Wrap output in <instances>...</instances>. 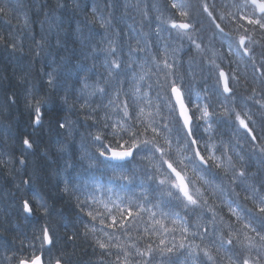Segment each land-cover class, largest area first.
<instances>
[{"label":"trees","instance_id":"trees-1","mask_svg":"<svg viewBox=\"0 0 264 264\" xmlns=\"http://www.w3.org/2000/svg\"><path fill=\"white\" fill-rule=\"evenodd\" d=\"M173 2L187 5L191 17L200 21L192 36L195 43L177 38L171 28L172 20L188 19L171 7ZM205 3L215 23L230 34L231 51L213 38L215 26L201 8ZM238 3L244 4L245 0H0V264H17L39 253L45 264L57 260L63 264H143L137 250L148 259L149 248L157 257L153 264H162L160 257L171 255L167 249L174 245L179 248L186 239L188 246L180 249L177 264H197L196 256L203 257L205 250L214 256L207 264H230V257L255 261L264 242L244 228L229 204L243 215L245 206L253 207L250 199H243V189H259L264 183V148L256 142L261 139L252 141L236 119L238 116L244 120L260 138L262 124L254 115L264 120V77L260 75L264 72L260 67L264 64V56L260 55L264 30L239 19L241 15L259 16L251 7H236ZM239 36L249 38L253 46L249 55L235 44ZM109 42L115 55L107 52ZM196 44L204 46L202 56ZM112 60L121 63L123 70L115 68ZM158 62L162 66H157ZM218 65H223L231 76L237 68L240 79L238 83L233 79L239 95L225 101L232 118L202 129L209 151L220 156L222 148L225 153L220 161L223 168L216 171L217 179L206 178V187L201 190L206 194L209 188L218 196L220 201L213 208L202 205L196 213L186 215L183 207H174L166 196H160L155 184L142 178L141 169L147 161L140 156L118 165L129 176L137 173L133 183L114 176L106 167L108 162L93 159L98 157L96 135H106L105 143L117 147L123 141L113 138V129L139 132L152 118L157 119L164 109L162 98L169 100L168 82L174 75L183 88L187 84L193 89V101L200 102L201 111L205 103L212 105L210 112L216 110L208 86L217 80L210 77L209 69L215 72ZM49 75L55 87L49 84ZM215 94L225 99L221 90ZM37 100L44 101V122L40 126L31 119ZM169 104L171 109V101ZM163 115L170 134L159 131L162 122L155 121L159 135L149 130L151 134L146 137L167 150L168 136L172 153L179 151L173 159H181L184 146L176 143V112L170 119L165 112ZM203 119L211 122L216 118ZM60 123L65 126L60 127ZM232 132L241 138L233 137ZM120 135L127 139L131 133L120 131ZM24 139H29L33 147L24 145ZM234 139L235 147L230 149ZM254 145L258 150L252 149ZM200 147L203 149V143ZM203 154L207 156L208 152ZM227 157L231 158V168ZM233 171H245V177L233 184L229 179ZM197 173H188L194 191L199 189V174H204ZM25 199L37 208L31 217L22 208ZM41 202L44 208L39 207ZM129 206L131 217L123 211ZM201 212L208 219L201 217ZM213 214L215 227L225 239L239 241L238 256L226 251L227 244L220 247L218 242H210L214 235L210 222ZM195 215L197 224L209 229L205 234L200 228L203 240L193 236L195 230L184 231L196 225L190 219ZM67 219L72 225L57 233L52 221L62 224ZM42 228L54 234V247L41 243ZM249 242L251 257L245 253ZM101 243L105 247L101 248ZM190 245L195 252L189 255Z\"/></svg>","mask_w":264,"mask_h":264},{"label":"snow or ice","instance_id":"snow-or-ice-1","mask_svg":"<svg viewBox=\"0 0 264 264\" xmlns=\"http://www.w3.org/2000/svg\"><path fill=\"white\" fill-rule=\"evenodd\" d=\"M238 8L243 7H251L254 10H258L260 13L259 17H256L255 14L252 16L241 15L239 16L240 20H246L248 25L258 26L259 29L264 30V0H245L244 4L235 5ZM173 9H177L179 11V15L181 17H188L186 22L177 23L175 20L171 21V28L178 29L180 31L177 32V38L183 39L187 38L192 43H195L192 40L193 33L198 30L200 26V21L198 19H193L190 15V12L186 9L187 5L173 2L171 4ZM203 12L207 13L208 18L213 21L215 26V31L213 32V38L219 39L224 44H226L229 51L232 49V41L230 39V34L226 33L224 29L215 23V17H213L212 12H209L208 5L205 3L201 5ZM223 15H221L220 19L223 20ZM240 27H244V25H240ZM247 31V29H245ZM158 32V29H157ZM240 44H244V38L241 37ZM196 48H199L200 45L196 44ZM245 54H247V49L244 50ZM107 52L111 55H115V49L112 47L111 42H109V47ZM260 55L264 56V49L260 51ZM115 68L121 69V63L112 60L110 61ZM167 63H165V67H167ZM261 68H264V64L260 65ZM211 72V69H209ZM167 76L168 74L165 73ZM260 75L264 77V72H261ZM219 77H225L224 82L221 85ZM49 84L55 87L53 84V80L51 75H49ZM164 85L160 84L162 88ZM183 84L180 83L177 85V81L172 80L168 82V88L170 93L174 94L175 100L172 108L169 110L168 115H172V113L176 112V130L178 133V139H176L177 144H183L184 146V154L181 159H173L169 154L171 149L170 145L172 143V139H169L168 136L165 137V143L169 145V148L166 150L164 146L160 145L158 142L153 140H149L147 138L140 139L139 133L137 131H133L132 128L128 129H113L110 133L113 138H119L123 143H118L117 148H112L110 144H106L105 140L107 136L96 135L95 140V149L98 153V157H93L97 162L107 161L106 167L111 170L112 174L116 176L120 180H127L128 183H133L137 177L136 172H132L129 176L127 172L118 167L122 162L129 161L133 158L134 153L139 155L141 160L147 161L146 164L143 165L141 172L142 178L150 180L153 184L156 185V191L160 194V196H166L169 202L174 207H183L185 209V214L188 212L196 213L200 206L206 205L207 200H205L200 193L199 189H195V196L193 192L189 188L190 181L186 180L183 171L188 166H192L194 171L203 172V173H216L218 169L223 168V164L220 162L225 158V153L223 149H220V156H215L208 149V140L205 139L202 129L206 130L210 128L212 124L219 122L221 119H231L232 112L230 109L225 107V101L230 100L233 95H235V90L230 86V78L225 76L223 72L219 73L217 77L216 83L213 85V93H209V99L212 98V95L216 92H219L222 88L223 93H228L229 95L225 97L224 100H218L216 110L209 111V108L212 107L211 104L205 103L202 111L201 104L199 101L194 102L190 93H185L182 91ZM204 91H208L207 88ZM172 100L171 95L169 96V101ZM42 103L44 101L37 100L36 104L32 108L31 119L32 123L36 126L42 125L44 122V111L42 108ZM178 106V107H177ZM190 109H194L190 111ZM127 111L125 112V116H127ZM213 116L216 119H213L211 122L205 121L204 117ZM236 119L239 120V124L242 126L244 130V134L251 138L252 141L257 139V136L254 134V130L249 127V125L242 119H239L236 116ZM161 127L159 131H163L164 133L170 134L169 124L164 122V117H161ZM262 131H264V120L261 121ZM60 127H64L63 123H60ZM106 127H108L106 125ZM151 127V130L154 134L159 135L158 129L152 125H146V128ZM120 131L130 132L131 135L125 139L124 136L120 135ZM198 133H200L198 135ZM203 143V149L200 147V144ZM23 144L28 148H32L33 144L29 139H24ZM139 149V152L137 151ZM264 151V149H261ZM204 152H208L206 156L203 154ZM187 153H191L188 155ZM187 161V164H185ZM228 167L231 168V158L227 157ZM226 171V170H225ZM245 177V171L235 172L231 177H229L230 181L235 184L238 178ZM222 191V190H221ZM235 192V189H232ZM245 200H251L253 207L248 208L245 206L243 209V215L240 212H237L235 209L231 208V204H229L230 210L233 212V215L236 216L238 221H241L244 225V228L249 229L251 232L255 233L261 242H264V183H261L260 188L257 189L254 186L245 187L243 189ZM147 195L146 193L144 194ZM239 195V193H236ZM40 208H44L43 203L39 205ZM22 208L29 215L35 214L37 208L31 203L30 200L25 199L22 203ZM119 210V209H118ZM47 211V209H45ZM124 212L131 217L132 208L129 206L128 208L123 209ZM89 216L92 215L91 212L88 213ZM154 216L155 213H152ZM213 225L212 232L214 235L210 237V242L214 245L218 242L220 247H223L227 244L229 247L226 251H231L233 256H238L239 252L237 249V244L239 241H235L233 239H225L223 233L220 229L215 227V214H213L212 220L210 221ZM112 224L115 226L117 224L116 217H112ZM123 227V225H121ZM195 229L193 232V236H199L202 240L205 238L204 235L200 233V228H203L204 233H208L209 229L203 225H191ZM184 231H188V227L184 228ZM218 233V235H216ZM41 243L43 241H47L49 245L55 246L56 239L54 234L49 235V230L47 228L41 229ZM74 237H69V239H73ZM163 243V241L161 242ZM100 247L103 248L105 245L103 243L100 244ZM184 245H180L177 248L175 245L169 247L167 252L170 253L167 258L160 257L162 264H177L178 257L181 254L180 249H183ZM138 255L141 257L143 264H153V261L157 259L156 256L152 255V249L149 248V258L144 259V253L139 252L137 250ZM189 255L191 252L188 253ZM31 264H41V260L39 257H30ZM197 264H207L212 257L208 254V252L204 251V256L200 257L196 256ZM18 264H29V260L21 259L18 261ZM56 264H60V261L57 260ZM230 264H250L249 260L241 259L236 260L230 257ZM253 264H264V247L262 250L257 252V256Z\"/></svg>","mask_w":264,"mask_h":264},{"label":"bare ground","instance_id":"bare-ground-1","mask_svg":"<svg viewBox=\"0 0 264 264\" xmlns=\"http://www.w3.org/2000/svg\"><path fill=\"white\" fill-rule=\"evenodd\" d=\"M50 0H46V2H49ZM211 32V31H210ZM188 48H186V50H187ZM190 49V48H189ZM164 64V63H163ZM157 66H162V63H160L159 64V62L157 63ZM189 67V65H185V68L186 67ZM191 67V66H190ZM193 68V67H192ZM230 71H227V74H229L230 75ZM216 75V72H214V71H212L211 70V72H210V77H214ZM232 76H233V79H234V81H235V83H238V79H240L239 78V76H238V71H237V68H235L234 69V71H233V74H232ZM238 78V79H237ZM212 79V78H211ZM241 82H240V80H239V84H240ZM215 83H214V80H212V81H210V83H209V86H208V88H209V93H213V85H214ZM232 88L235 90V95H234V97H232L230 100L231 101H233L234 99H236V97L239 95V91H238V85L236 84L234 87L232 86ZM183 90V92H185V93H190L191 94V97H192V99L194 100V96H195V93H194V91H193V89L191 88H189V86L187 87V84H186V87L185 88H183L182 89ZM221 99V97L220 96H218V95H216L215 93L212 95V98H211V100H212V103H213V105H215V106H217V103H218V100H220ZM162 101H163V104H164V109L162 108V110H161V112H159L156 116H157V119L156 118H152V122L150 123V124H152V125H154V122L155 121H157V123L158 124H160L161 123V117L163 116V117H165V115H163L164 114V112H165V114H166V117H168L169 119H170V115H168V112H169V109H170V104H169V100H168V98H162ZM165 110V111H164ZM255 116V119H256V121L257 122H260V121H262V118L259 116V115H257V114H255L254 115ZM164 121L167 123V119H164ZM157 124V125H158ZM151 127H148V128H145V129H142V130H139V138L140 139H145V138H147L146 136H148V135H150L151 134ZM226 133H229V131H226ZM259 135H260V138H257V139H261L260 140V142L258 141V140H256V142H257V146H260V147H262L263 146V142H264V140H263V137H264V131L262 132L261 130H260V132H259ZM232 136L233 137H236V138H241L240 136H238L236 133H234V132H232ZM235 144H236V142H235V139L231 142V145L229 146V148L230 149H233L234 147H235ZM238 145H240V146H243V144L242 143H238ZM255 146V145H254ZM257 146H255L256 148H254V147H252V149L254 150V151H256V150H258V147ZM171 156H172V158H174V157H178L179 156V151L177 150L175 153H172V150L170 151V153H169ZM188 155H191L190 153H187ZM104 162H106V161H104ZM186 164H187V161H186ZM188 172H190V173H192V175L193 176H197L198 175V173H197V171H194V169H193V167L192 166H188L187 168H185ZM201 175V176H200ZM206 178H208V179H211V180H215V179H217V173H204V174H199V181H197V183H198V188H199V190H200V193L202 194V196H203V198L205 199V200H207V204H209L212 208H213V206L218 202V201H220V199L218 200V196L214 193V191H212L211 189H209V188H207V193L206 194H204L201 190H203L205 187H206V185H205V181H206ZM258 185H260V184H258ZM211 213H212V210L210 211ZM200 216L202 217V216H204L205 218H207L208 219V216H207V214H205L204 212H201L200 213ZM190 219L191 220H193V222H195L196 223V225H200L201 223H199V224H197V222H199V219H198V217L195 215V216H192V217H190ZM159 222V221H158ZM56 223V224H55ZM69 223V220L67 219L64 223H59V222H55V220H53L52 221V224H54V226H55V228H56V231H57V233H59L58 231L59 230H61L62 232H63V230L64 229H68L71 225H70V223ZM189 229V231L190 232H193V230H195L193 227H191V228H188ZM62 234V233H61ZM190 234V233H189ZM232 234V233H231ZM191 235V234H190ZM154 236V235H153ZM192 236V235H191ZM185 241H189L188 239H186ZM185 241L183 242V245L184 246H188V244L187 243H185ZM247 257H251V254H248L247 255Z\"/></svg>","mask_w":264,"mask_h":264},{"label":"rangeland","instance_id":"rangeland-1","mask_svg":"<svg viewBox=\"0 0 264 264\" xmlns=\"http://www.w3.org/2000/svg\"><path fill=\"white\" fill-rule=\"evenodd\" d=\"M203 49H204V46H203V45H200L199 53H198L199 56H202V55H203V53H202ZM173 68H174V67H173ZM217 70H218V69H217ZM174 73H175V68H174L173 75H174ZM216 75H217V72H216ZM174 77H175V75H174ZM217 77H218V75H217ZM263 140H264V137H263ZM258 147H260V146H258ZM262 148H264V142H263V146H262ZM251 248H252V246H251V242H249L247 245H245V253H246V255L251 254ZM207 252H208V251H207ZM208 254H209V252H208ZM209 255H210V254H209ZM210 256H211V255H210ZM211 257H212V259L209 260L210 262L213 261V259H214V256H211Z\"/></svg>","mask_w":264,"mask_h":264},{"label":"water","instance_id":"water-1","mask_svg":"<svg viewBox=\"0 0 264 264\" xmlns=\"http://www.w3.org/2000/svg\"><path fill=\"white\" fill-rule=\"evenodd\" d=\"M257 12H258V10H257ZM259 13V12H258ZM260 14V13H259ZM220 72H223L224 74H225V76H227L226 75V73H225V71H223V70H221ZM221 78V82H222V84H223V82H224V78L225 77H220ZM171 95H172V97H173V100H175V96H174V94H172L171 93ZM178 107V106H177ZM27 213V212H26ZM28 214V213H27ZM29 215V214H28ZM47 245H48V243H47ZM37 257H39L40 258V260H41V264H43V262H42V258H41V256L39 255V256H37ZM29 264H31V262H29ZM61 264V263H60Z\"/></svg>","mask_w":264,"mask_h":264}]
</instances>
